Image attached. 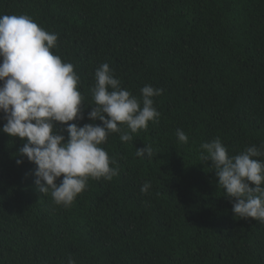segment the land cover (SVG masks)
<instances>
[{"label":"trees","instance_id":"obj_1","mask_svg":"<svg viewBox=\"0 0 264 264\" xmlns=\"http://www.w3.org/2000/svg\"><path fill=\"white\" fill-rule=\"evenodd\" d=\"M0 15L58 34L52 51L75 66L88 104L104 62L138 98L146 84L164 90L159 123L101 145L119 174L89 178L67 208L39 191L24 141L0 131V264H264V223L236 217L200 160L216 137L230 155L264 143V0H0ZM86 102L68 123H92ZM145 145L151 159L136 155Z\"/></svg>","mask_w":264,"mask_h":264},{"label":"clouds","instance_id":"obj_2","mask_svg":"<svg viewBox=\"0 0 264 264\" xmlns=\"http://www.w3.org/2000/svg\"><path fill=\"white\" fill-rule=\"evenodd\" d=\"M57 41L58 34L38 26L29 16L0 15V112L6 121L0 131L24 141L18 153L36 165L39 191L50 193L56 205L67 208L86 189L89 178L111 181L119 174L117 161L101 145L112 133H120V140L129 142L132 134L146 131L149 122L159 123L161 113L153 98L164 90L146 84L138 98L121 87L114 70L104 62L94 73V104H88L75 66L52 51ZM82 102L92 106L87 113L92 123H68L84 118ZM65 130L67 138L62 134ZM176 136L188 143L182 129H177ZM200 148V160L211 161L217 186L226 197L234 198L235 216L264 223V143L246 146L236 155L229 154L219 137L202 142ZM145 154L153 157L151 146L136 149L138 157ZM150 188L151 183L145 182L140 190L147 193ZM68 264L76 261L69 259Z\"/></svg>","mask_w":264,"mask_h":264}]
</instances>
